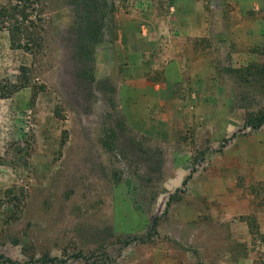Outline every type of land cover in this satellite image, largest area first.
Instances as JSON below:
<instances>
[{"label":"rangeland","instance_id":"rangeland-1","mask_svg":"<svg viewBox=\"0 0 264 264\" xmlns=\"http://www.w3.org/2000/svg\"><path fill=\"white\" fill-rule=\"evenodd\" d=\"M107 2L91 83L70 0L31 52L0 30V264H264V0Z\"/></svg>","mask_w":264,"mask_h":264},{"label":"trees","instance_id":"trees-1","mask_svg":"<svg viewBox=\"0 0 264 264\" xmlns=\"http://www.w3.org/2000/svg\"><path fill=\"white\" fill-rule=\"evenodd\" d=\"M49 0H0V30H8L12 45L15 48H22L32 51L40 48L43 42L44 8ZM75 8L74 25L70 27L72 50L74 59L78 63V79L91 83L95 80L90 75L95 65V49L104 41V28L110 14L115 10L114 2L108 6L107 0H70ZM42 22L40 26L38 24ZM39 28V30H38ZM91 80V81H90ZM28 85L24 79L18 81L1 80L0 98H9L15 92ZM264 125V115L254 127ZM158 218L153 221L152 227L156 229ZM153 232H149L146 238L139 242L145 243L152 239ZM76 259H82L85 255L82 252L76 253ZM1 258V257H0ZM7 260V259H6ZM59 257L43 256L36 262L50 264L60 262Z\"/></svg>","mask_w":264,"mask_h":264},{"label":"crops","instance_id":"crops-1","mask_svg":"<svg viewBox=\"0 0 264 264\" xmlns=\"http://www.w3.org/2000/svg\"><path fill=\"white\" fill-rule=\"evenodd\" d=\"M145 51V45L141 42L132 44L129 47L130 54L139 53L140 55L142 52ZM187 59L186 57L177 56L176 58L172 59V61L168 64L167 69V76L172 81H179L182 79L183 73L187 69ZM189 68V67H188Z\"/></svg>","mask_w":264,"mask_h":264}]
</instances>
